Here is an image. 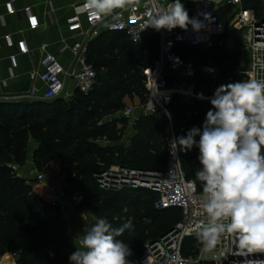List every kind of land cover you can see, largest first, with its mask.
<instances>
[{
    "label": "trees",
    "instance_id": "1",
    "mask_svg": "<svg viewBox=\"0 0 264 264\" xmlns=\"http://www.w3.org/2000/svg\"><path fill=\"white\" fill-rule=\"evenodd\" d=\"M242 2L245 9L256 14L264 5V0ZM229 9V6H219L223 14L224 11L228 14ZM217 14L223 25L222 16L218 11ZM225 31L222 46L216 52L178 47L184 60L195 59L202 65L212 62L219 71L212 65L217 71L216 77L198 76L188 80L194 88L195 99L174 96L168 112L176 137L185 136L193 127L202 131L206 113L212 109L210 99L215 90L221 85L242 81L241 75L225 69L239 58L236 39L240 31L228 26ZM159 46L155 31L148 34L143 47H135L123 33L105 31L88 45L86 60L98 73L96 87L88 96L76 92L69 100L62 97L53 102L26 100L0 104V256L14 254L17 264H70L69 256L76 251L77 245L63 212L51 205V194H46L44 186L31 187L4 166L25 159L31 138L39 144L34 152L36 168L50 172L63 168L71 174L83 192L84 206L93 214L113 220L117 218L113 217L114 204L142 205L139 212L128 216L124 223L131 219L132 224L138 226L147 218L154 223V231L147 234L144 229H138L128 240L118 237L131 248L132 255L128 259L132 263L142 256L145 243L159 240L177 226L181 212L157 211L153 206L158 198L155 193L133 189L106 192L95 179L96 174L114 165L158 172L167 167L169 128L160 121L161 115L143 114L136 123V135L130 140V146L123 143L120 127L123 121H105L122 112L127 100L138 99L140 106L147 103L144 70L158 58ZM200 93L204 99L198 98ZM45 109L48 111L44 113ZM199 138L197 135L195 140L198 142ZM101 142L115 144V147H103ZM179 153L187 178L193 180L202 193V186L195 179V172L201 167L198 148L193 146ZM140 195L148 199L144 204L139 203ZM111 224L120 227L123 223L113 220ZM127 232L129 230L123 234ZM201 247L196 237L187 239L183 255L194 257Z\"/></svg>",
    "mask_w": 264,
    "mask_h": 264
},
{
    "label": "built area",
    "instance_id": "2",
    "mask_svg": "<svg viewBox=\"0 0 264 264\" xmlns=\"http://www.w3.org/2000/svg\"><path fill=\"white\" fill-rule=\"evenodd\" d=\"M186 1L188 0H181L182 3ZM171 2L172 0H127L125 7L114 9L111 14H103L91 7L88 0L83 1L79 10L67 20L68 32L76 41L72 45H66L62 52L71 53L72 65L65 67L56 54L49 52V45L43 44L40 49L42 69L31 73L33 86L28 97L32 101L53 102L64 96L70 83L75 84L76 92L88 96L96 87L98 79L97 71L86 60L90 42L103 32L110 31L123 33L135 47H143L148 34L155 31L159 37V56L152 66L144 70L147 103L138 108L127 109L125 116L135 119L141 112L144 115L168 117L170 123L167 167L158 172L116 166L95 175L96 182L103 191L147 190L158 196L155 202L157 211L181 212V220L177 226L159 240L147 243L142 256L132 264H264V253L240 252L232 238L227 235L210 251H204L202 248L194 257L183 255L184 242L195 237L194 233L189 234V225L196 219L203 218L204 212L199 206L202 193L197 184L187 178L179 151L170 150V143L176 136L172 119L167 115L174 96L182 94L185 97H195L194 88L190 86L187 91H181L175 86L171 89L170 83L172 79L188 81L198 76L206 79L216 77L217 71L214 67L202 65L194 60H184L178 53V47L205 48L223 35V25L216 9L196 5L191 17H196L202 22L203 27L199 31H194L191 25L187 31L177 27L171 32L147 27L155 7L166 8ZM219 6L235 9L237 17L234 29L247 31L245 37L251 63L245 73L246 80L264 81V19H258L253 11L245 9L242 0H220ZM5 8L8 15L17 14L14 0L8 1ZM51 9L53 10L52 7ZM39 27L36 16L28 18L30 31H36ZM6 40L11 47L10 38L7 37ZM21 47L22 53H30L26 42H22ZM9 61L11 70L17 69V57L11 56ZM37 82H40L42 87H38ZM12 168L18 172L16 166ZM44 178V174L38 176L39 181ZM51 205L66 214V191L55 190ZM75 243L79 245L78 237ZM0 264H17V256L10 253L0 256Z\"/></svg>",
    "mask_w": 264,
    "mask_h": 264
},
{
    "label": "clouds",
    "instance_id": "3",
    "mask_svg": "<svg viewBox=\"0 0 264 264\" xmlns=\"http://www.w3.org/2000/svg\"><path fill=\"white\" fill-rule=\"evenodd\" d=\"M88 3L111 14L125 7L127 0ZM189 25L194 31L203 27L198 18L190 17L181 0H172L166 8L155 7L147 27L171 32L177 27L187 31ZM198 98L204 99L203 94ZM210 103L202 131L193 127L170 143V150L188 151L193 146L199 150L201 167L195 179L203 189L199 206L204 216L189 225V234H195L204 251L214 249L227 235L240 252L264 253V81L221 85ZM125 230H133L131 219L120 227L104 218L85 226L76 251L69 256L70 264H132L131 248L118 239Z\"/></svg>",
    "mask_w": 264,
    "mask_h": 264
},
{
    "label": "crops",
    "instance_id": "4",
    "mask_svg": "<svg viewBox=\"0 0 264 264\" xmlns=\"http://www.w3.org/2000/svg\"><path fill=\"white\" fill-rule=\"evenodd\" d=\"M8 1L0 0V104L30 100L28 95L33 86L30 75L42 69L40 49L43 44L49 45V52L56 54L65 67L72 65L71 53L62 52L66 45L76 41L68 32L67 20L85 0H14L17 14L13 16L6 12L5 4ZM183 4L190 17L193 12L188 8H195L196 5L211 6V3L204 0H188ZM31 16L39 20L40 27L36 31L28 28V18ZM7 37L11 40V47ZM22 42H26L29 54L22 53ZM11 56H16L18 62L17 69L13 71L9 61ZM36 85L42 87L40 82ZM75 93V84L70 83L63 97L69 99Z\"/></svg>",
    "mask_w": 264,
    "mask_h": 264
},
{
    "label": "rangeland",
    "instance_id": "5",
    "mask_svg": "<svg viewBox=\"0 0 264 264\" xmlns=\"http://www.w3.org/2000/svg\"><path fill=\"white\" fill-rule=\"evenodd\" d=\"M206 2L211 3V7L216 9L218 13L222 16L223 21V35L225 34V26H228L230 29H234V24L236 21V11L232 7H230V11L228 14H224L221 10H219L220 0H204ZM190 12L194 11L193 7L188 8ZM228 9V8H227ZM226 9V10H227ZM256 14V13H255ZM257 15L258 19H264V5L262 6L260 12ZM223 35L218 38L216 41L211 43L208 47L202 49L207 50L210 49L211 51H218V49L222 46V37ZM247 31L243 30L240 31L239 36L236 39V46L239 50V58L231 62L226 66L225 69H231V71L237 73L238 75L242 76V80H246L245 73L248 71L251 63V58L249 51L247 49V42H246V36ZM196 61L195 59H193ZM197 63H200L196 61ZM210 66L214 65L212 62L206 63ZM217 71L219 69L217 68ZM175 86H178L179 90L181 91H187V89L191 86L187 80L181 79L176 80L172 79L170 88L174 89ZM183 96L182 94H178ZM195 99V97H185V99ZM68 99V98H67ZM69 100V99H68ZM32 101V100H29ZM140 106V101L138 99H135L133 101L127 100L126 101V107L125 109L116 114L113 118H107L105 121L111 122L113 120L115 121H123L122 127V133L124 134V142L127 146H130V140L136 135L135 127L137 121L143 116V113L139 112L135 119L129 118L125 116V111L127 109L131 108H138ZM44 113L48 110H43ZM101 146L103 147H115V144H111L109 142H101ZM39 148V144L35 142L32 138L30 139L27 147V156L25 159L21 160L19 163H11L6 164L4 166H8V168L12 171L13 175L26 181L31 187L36 188L37 185H41L45 187L46 194H51L50 202L54 198V191L55 190H64L66 191L67 195V210L66 214H64V219L66 221V226L69 228V231L71 235L73 236L74 240L76 239V236H79L82 233V230L85 226H90L93 224L98 218H104L108 219L107 216H102L100 214H93L90 212L85 206V197L83 195V192L79 189L77 183L74 181V177L66 173L63 168L56 169L55 172H50L46 170L39 171L36 168V165L34 163V152ZM12 166H16L18 168V172L15 171ZM117 165H114L112 167H116ZM40 174H44L45 178L42 181H39L38 176ZM139 203L144 204L145 201L148 199L144 197L143 195H140ZM142 205H138L136 203H118L114 204V207L116 209V213L113 215V220L116 221V223H124V221L127 219L128 216H131L137 212L140 209ZM155 207V202L154 205ZM118 212V213H117ZM112 215V214H111ZM126 217V218H124ZM147 217V216H146ZM140 218V217H139ZM113 220H109L108 222L111 223ZM154 228V223L145 218L142 220L141 224L133 225V230L127 232L126 234H123L120 236L124 239H131L130 235L134 232H136L138 229H144L145 233L151 234V231ZM154 231V230H153ZM196 241V240H194ZM147 243L144 244L143 249ZM203 247H201L202 249ZM200 249V250H201ZM199 250V251H200Z\"/></svg>",
    "mask_w": 264,
    "mask_h": 264
},
{
    "label": "water",
    "instance_id": "6",
    "mask_svg": "<svg viewBox=\"0 0 264 264\" xmlns=\"http://www.w3.org/2000/svg\"><path fill=\"white\" fill-rule=\"evenodd\" d=\"M160 121L165 124V125H168L170 123L168 117L166 115H161L160 116Z\"/></svg>",
    "mask_w": 264,
    "mask_h": 264
},
{
    "label": "bare ground",
    "instance_id": "7",
    "mask_svg": "<svg viewBox=\"0 0 264 264\" xmlns=\"http://www.w3.org/2000/svg\"><path fill=\"white\" fill-rule=\"evenodd\" d=\"M169 94H171V92H169Z\"/></svg>",
    "mask_w": 264,
    "mask_h": 264
}]
</instances>
